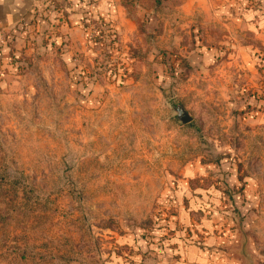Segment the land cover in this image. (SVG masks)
<instances>
[{
  "label": "rangeland",
  "instance_id": "374dc122",
  "mask_svg": "<svg viewBox=\"0 0 264 264\" xmlns=\"http://www.w3.org/2000/svg\"><path fill=\"white\" fill-rule=\"evenodd\" d=\"M98 1L0 33V264H264V0Z\"/></svg>",
  "mask_w": 264,
  "mask_h": 264
},
{
  "label": "crops",
  "instance_id": "0c3cea01",
  "mask_svg": "<svg viewBox=\"0 0 264 264\" xmlns=\"http://www.w3.org/2000/svg\"><path fill=\"white\" fill-rule=\"evenodd\" d=\"M45 0H0V33L17 25L23 19L30 18L37 9V5ZM119 0H99L98 7L109 9L110 11H119ZM203 0H184V7L196 8ZM206 2V1H205ZM203 5L209 4V2ZM125 23L127 21L125 20ZM176 249L178 251H176ZM174 248V253L165 256L160 264H219V260L212 259L208 248L198 243H188L187 245L178 244Z\"/></svg>",
  "mask_w": 264,
  "mask_h": 264
},
{
  "label": "water",
  "instance_id": "95a60500",
  "mask_svg": "<svg viewBox=\"0 0 264 264\" xmlns=\"http://www.w3.org/2000/svg\"><path fill=\"white\" fill-rule=\"evenodd\" d=\"M175 112L177 115V119L179 120L180 123H186L190 120V116L186 111L182 108V106L177 105L175 107Z\"/></svg>",
  "mask_w": 264,
  "mask_h": 264
}]
</instances>
